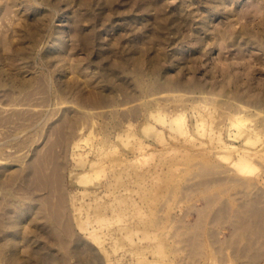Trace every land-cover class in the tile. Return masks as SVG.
I'll use <instances>...</instances> for the list:
<instances>
[{
    "label": "rangeland",
    "instance_id": "1",
    "mask_svg": "<svg viewBox=\"0 0 264 264\" xmlns=\"http://www.w3.org/2000/svg\"><path fill=\"white\" fill-rule=\"evenodd\" d=\"M0 264H264V0H0Z\"/></svg>",
    "mask_w": 264,
    "mask_h": 264
},
{
    "label": "bare ground",
    "instance_id": "2",
    "mask_svg": "<svg viewBox=\"0 0 264 264\" xmlns=\"http://www.w3.org/2000/svg\"><path fill=\"white\" fill-rule=\"evenodd\" d=\"M199 109H200V107H199ZM201 109H203V107H201ZM200 109V110H201ZM200 110H198V111H200ZM234 125H236V126H239L240 125V121H237V120H235L234 122ZM180 126L181 127H183V122H181L180 121ZM205 126V122L202 124V127H204ZM240 127V126H239ZM184 128H186V127H184ZM183 128V129H184ZM185 130V129H184ZM241 152V151H240ZM240 152H238V153H240ZM226 153H228V152H226ZM229 154V153H228ZM227 154V155H228ZM230 155V154H229ZM234 157V156H233ZM237 157V158H236ZM235 158L236 159H234V158H232V159H234V164L236 165V167H237V169L240 171V173L241 172H243L245 169H246V161L248 160V155H247V153L245 152V151H243V152H241L238 156H235ZM11 210V209H10ZM14 212V215L15 214H17L19 217H24V216H26V212H25V208L23 207V208H19L18 210H14L13 211Z\"/></svg>",
    "mask_w": 264,
    "mask_h": 264
}]
</instances>
